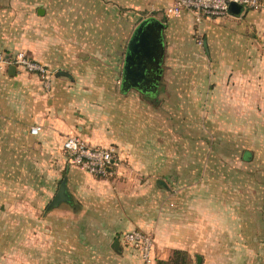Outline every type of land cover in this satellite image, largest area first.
Segmentation results:
<instances>
[{
  "label": "crops",
  "instance_id": "crops-1",
  "mask_svg": "<svg viewBox=\"0 0 264 264\" xmlns=\"http://www.w3.org/2000/svg\"><path fill=\"white\" fill-rule=\"evenodd\" d=\"M176 2L42 0L30 33H20L19 42L9 48L0 40L6 61L0 62L3 167L6 174L35 176L27 192L37 207L48 210L36 219L30 234L34 243L26 244L36 255L27 264H144L140 252L122 239L132 230L151 236L152 264H169L177 250L193 264H264V247L253 242L260 241L259 233L221 228L219 218L254 214L247 208L238 214L236 205L215 195L220 184L213 186L204 176L202 152L188 161L181 145L175 149L186 136L172 134V107L121 87L126 46L136 27H124L123 18L144 13L165 24L162 78L175 103H187L193 111L190 122L241 132L255 115L259 125L264 6L197 21L187 9L168 16ZM195 31L205 34L200 43ZM17 51L41 63L48 75L14 65ZM33 126L38 127L35 134ZM69 135L112 147L117 165L111 174L95 177L67 162L62 143ZM62 182L68 199L48 209ZM208 190L215 203L207 209L197 196ZM223 207L228 210L221 215Z\"/></svg>",
  "mask_w": 264,
  "mask_h": 264
},
{
  "label": "rangeland",
  "instance_id": "rangeland-1",
  "mask_svg": "<svg viewBox=\"0 0 264 264\" xmlns=\"http://www.w3.org/2000/svg\"><path fill=\"white\" fill-rule=\"evenodd\" d=\"M256 2L259 9L264 6V0H256ZM42 6V0H0V40H5L8 48L18 43L20 33L24 34L25 30L31 32L29 26L34 24L38 15L37 8ZM131 15L128 18L126 14L123 18L124 27L130 24V29L148 17L144 13L134 17L133 14ZM203 36L205 34L200 31L194 32L198 43L204 40ZM262 42L264 44V39ZM0 52V54L5 52L1 46ZM166 87L161 72L159 90L153 96V102H156L155 105L166 102L172 107V134L186 136L185 143L177 144L175 149L177 150L181 145L182 150L188 153V161H190L189 157L202 152L204 176L214 183L213 186L220 184V190L217 188L213 190L215 195L217 194L225 203L236 205L235 211L238 214L245 208L248 213L254 214V218H248L245 211L247 218H219L221 228H229V230L239 228L240 231L248 229L254 234L259 233L260 241L258 239L253 241L254 245L259 243L264 247V218H262L264 217V112L259 125L255 115H251L249 125L243 127L241 132H236V128L233 127L230 130L227 127L215 129L210 124L196 127L188 119L193 113L192 110H187L188 104L181 106L175 103L174 96L166 93ZM176 97L177 100L180 98L178 95ZM188 99L185 96V100L189 101ZM145 100L150 101L149 98ZM227 113L225 111L223 115ZM207 114L211 112L207 111ZM63 155L68 162V154L63 151ZM5 161V157L0 155V264H27L34 262L36 255L34 249L26 244L33 241L30 234L36 230V219L41 212L47 213L48 210L46 211L45 207L40 206L42 209L37 207L35 196L32 192H27V187L33 180L35 181V176L6 174L7 170L3 167ZM213 192L203 191L197 196L208 203L204 206L207 209L212 205L211 202L215 203ZM194 194L195 192L191 193ZM251 207H260L263 211L252 210ZM227 210V207H223L221 215L226 214ZM240 231L238 233H241ZM30 251L33 253L31 254Z\"/></svg>",
  "mask_w": 264,
  "mask_h": 264
},
{
  "label": "built area",
  "instance_id": "built-area-1",
  "mask_svg": "<svg viewBox=\"0 0 264 264\" xmlns=\"http://www.w3.org/2000/svg\"><path fill=\"white\" fill-rule=\"evenodd\" d=\"M231 3L238 4L245 9L256 8V0H177L174 7L166 12L168 16L178 17L182 9L191 11L198 21L200 17L221 18L229 12ZM0 62L6 63L0 54ZM14 65H19L29 72L39 73L42 77L48 75V70L39 62L28 58L23 52H17L13 57ZM37 126L30 128L35 134ZM63 150L68 154V162L78 166L89 174L105 178L111 174V169L117 165L115 150L112 147L92 146L78 135L67 136L62 143ZM123 241L140 252L144 264H152V239L149 234L139 230H132L122 234Z\"/></svg>",
  "mask_w": 264,
  "mask_h": 264
},
{
  "label": "water",
  "instance_id": "water-1",
  "mask_svg": "<svg viewBox=\"0 0 264 264\" xmlns=\"http://www.w3.org/2000/svg\"><path fill=\"white\" fill-rule=\"evenodd\" d=\"M242 6L231 3L229 13L240 12ZM164 22L155 17H147L134 28L126 46L124 65L121 78L123 91L134 88L145 96H154L158 90L162 72L164 56L163 30ZM15 66L9 67L13 72ZM65 183L62 182L58 192L48 204V209L56 206L60 201L67 200ZM118 240H116V243ZM198 263L200 257H197Z\"/></svg>",
  "mask_w": 264,
  "mask_h": 264
},
{
  "label": "trees",
  "instance_id": "trees-1",
  "mask_svg": "<svg viewBox=\"0 0 264 264\" xmlns=\"http://www.w3.org/2000/svg\"><path fill=\"white\" fill-rule=\"evenodd\" d=\"M147 98L150 99V102L155 104L156 102H153V96H147ZM48 208V206H47ZM158 264H167L166 262L158 261ZM169 264H193L192 260L187 256L186 253L183 251H174L173 252V259H171Z\"/></svg>",
  "mask_w": 264,
  "mask_h": 264
}]
</instances>
